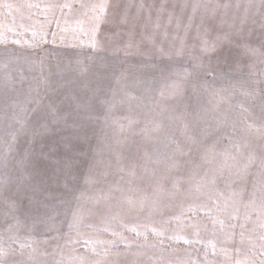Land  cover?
I'll return each mask as SVG.
<instances>
[{
    "label": "rangeland",
    "instance_id": "1",
    "mask_svg": "<svg viewBox=\"0 0 264 264\" xmlns=\"http://www.w3.org/2000/svg\"><path fill=\"white\" fill-rule=\"evenodd\" d=\"M6 2L25 5L12 15L0 10V24L8 36V42L0 44V181L5 182L0 183L4 193L0 195V247L7 252L6 264H78V257L101 260V264L259 260L264 243L260 240L264 235V170L259 167L264 158V48L259 39L264 8L260 0H111L121 9L109 10L108 27L118 26L123 34L117 37L119 50L109 41L100 52L81 43L87 42L88 36L79 30L87 32L90 24L78 4L72 13L68 9L45 13L46 4L65 0ZM142 3L153 5L150 16L147 7L140 10ZM225 3L230 5L227 10L216 8ZM27 4L40 7L28 8ZM126 6L127 24H120V15L113 12H122ZM9 27H14L17 35L7 32ZM32 31L37 32L36 38ZM225 31L233 33L232 43L201 53V38L215 41ZM129 33L134 43L145 34L154 36L170 58L160 55L147 41L140 47L150 51L151 58L135 54V48L131 50L134 54L125 55ZM40 35L46 42L40 41ZM13 39L21 43L14 44ZM31 43L37 46L30 47ZM73 43L77 46L70 47ZM182 44L186 54L178 57L175 53ZM188 53L203 60V66L192 75L184 72L192 70ZM50 102L72 113L78 103L86 104L80 115L91 119L80 130V135H87V142L81 145L83 154L65 148V141L75 135L70 127L50 124V130L34 141L30 134L20 132L17 121L30 133L39 126V116ZM225 117L226 123L218 128L217 122ZM13 133H17L15 143ZM9 147L13 149L10 154ZM225 152L237 158L229 164L239 168L250 154L255 155L256 163L230 179V171L235 173L236 168H226L224 178L201 193L175 198L165 195L164 207L150 218L128 211L125 205L120 218L113 220L119 210L109 212L101 199L110 193L136 200L150 195L157 183L171 189L174 177L181 178V190L186 192L190 185L201 182L210 168L219 167ZM214 154L216 159L209 164L205 157L211 159ZM25 156L27 167L22 169L18 162ZM93 164L91 175L97 182L88 185L85 178ZM69 171L77 193H85L83 207L91 210L85 212L79 233L70 229L75 201L64 195ZM24 175H30V183L41 190L34 194L27 191L29 181L22 179ZM116 187L122 191H115ZM12 202L14 207L9 206ZM53 210L55 218L49 219ZM122 224L148 232L147 240L125 231ZM105 228L122 232L132 248L126 250L121 245L110 249L107 256L93 255V244L85 241L115 239L119 243ZM151 228L163 229L164 236L156 237ZM173 235H182L192 243H177L170 239ZM95 247L102 251L106 245Z\"/></svg>",
    "mask_w": 264,
    "mask_h": 264
},
{
    "label": "snow or ice",
    "instance_id": "2",
    "mask_svg": "<svg viewBox=\"0 0 264 264\" xmlns=\"http://www.w3.org/2000/svg\"><path fill=\"white\" fill-rule=\"evenodd\" d=\"M79 5L80 14L86 18L88 23L90 24V28L87 32L83 28H81L79 31L81 33H84L88 36V41L84 42L81 41V43H86V46L90 49H92L93 52H100L104 50L105 43L111 42L114 45L117 46L116 50H119L118 45L121 43L120 40L117 39V37H120L123 33L119 29L118 26L108 27L109 24V10H120L121 5L119 3L113 4L111 0H91V2H84V0H65L62 4H56V3H49L44 6V12H54L55 10L59 9L61 13H63L64 9H68L69 13H72L75 10V5ZM260 6L264 8V0H260ZM25 7V5H18L10 2H6V0H0V10H7L8 15H12L13 12H20L21 8ZM26 7L28 8H38L40 7L39 4H27ZM127 7L126 6L122 12L114 11L113 15H120V24H127ZM147 7L149 11V16L151 15V7L153 5L146 6L145 4H140L139 8L140 10H144ZM165 5L160 6V11L162 12L164 10ZM184 7H187V5H184ZM230 7L228 3L225 4H217L216 8H223L227 10ZM239 7V4H237V8ZM0 15H3V11H0ZM159 19V17H158ZM169 23H171V17L169 18ZM59 26V25H58ZM159 25L157 24V27ZM179 27V24L177 25ZM191 27V22L187 26V28ZM230 28H234V25L229 26ZM186 28V31H187ZM27 31V30H26ZM7 32H12L13 35H17L14 27H9L7 29ZM111 32V35H106V33ZM37 32L32 31V37H37ZM55 37V34H53ZM129 38L124 46V52L125 55H131L134 54L131 50L133 48L136 49L135 54L144 55L147 58H151V52L150 51H142L140 45L147 41L148 44L152 45L153 48H155L160 55L162 56H169L170 54L165 52L164 48L156 43V40L154 36L145 34L142 38V40L138 43H134L132 39V34H128ZM64 37H61V40H63ZM233 39V33L231 31H225L221 34L217 35L215 41H209L206 38H201L200 43V51L202 54H207L209 52L215 51L218 47L222 46L225 43H232ZM261 41V48H264V14H262L261 24H260V37ZM40 41L46 42V37L44 35H40ZM8 42V36L6 34V31L4 30L3 24H0V44H6ZM12 43L14 44H20V40L13 39ZM27 43V41H26ZM30 47H36L37 45L35 43L29 44ZM70 47H76L77 45L75 43L69 45ZM250 51H256L257 49H249ZM178 57L185 56V47L181 46V48L175 53ZM188 55L191 57V66L192 70L184 69V72L187 75H192L196 69H199L203 66V60L201 56H196L192 53H188ZM91 58V57H89ZM77 63H80V61H77ZM44 83H47V81H44ZM103 103V101H102ZM37 107L39 108V102L37 101ZM86 108V104H80L78 103L76 106V112H65L59 109L54 103L50 102L47 106L46 111L39 116L38 119V127H34L31 129L30 133L26 130V127L23 122L17 121L18 123H21L20 132L25 134H30L33 141L36 139V137H42L50 130V124L52 125H64L66 127H70L74 130L75 135L74 137H70L65 141V148L69 151H75L79 154H83L81 151V145L83 143L87 142V135H80V130L85 127V123L88 119H91L90 116L88 117H81L80 112ZM22 112H26L27 108H22ZM35 111V109L33 110ZM227 118L225 117L224 121H218L217 126L218 128L223 127L226 123ZM71 121V123H69ZM84 121L80 123L79 128L76 127L77 122ZM249 127H252L249 125ZM226 139H231L230 137L225 136ZM189 140L192 143H195V139L193 137H189ZM12 141L15 143L17 141V133L12 134ZM74 141H78L74 142ZM239 148V146H237ZM12 148L9 147L7 152L10 154L12 152ZM178 151H182L178 146ZM27 159V156H25V159H22L18 162L19 166L22 169H25L27 165L25 164V160ZM216 157L215 154L209 159L208 157H205V160L212 164L215 161ZM235 156H230L227 152L223 154V161L220 163L219 167H212L208 170V172L205 173V178L197 183L196 185H190L189 188L186 190V192H182L181 190V178L180 177H174L173 183L171 186V189H165L163 183H157L153 186V192L150 195H143L140 198L133 200L131 198H125V197H116L112 196L110 193L108 195H105L104 197H101L107 205L109 212L115 211L112 215L113 220H118L120 218V211L123 210V207L126 205L128 211L135 212V213H145L148 218L151 217L153 212L161 211L164 207L163 199L165 195H167L170 198H175L178 195H192L193 192L195 193H201L205 188H207L209 185L215 186L217 183L218 178H224V171L226 168L232 169L236 168L235 173H232L230 171L228 179L231 178L233 174L239 176L243 172H246L248 167L254 163H256V157L254 154H250L246 159L247 163H245L242 168H239L236 166L235 163L229 164V160L236 161ZM7 166V161H5V167ZM95 165L89 166V175L85 178V184L91 185L96 183V179L93 175H91V172ZM173 167H175V164H173ZM259 167L261 170H264V158H261L259 160ZM211 173V175H209ZM264 174V172H262ZM135 175V173H133ZM71 172L69 171L68 174L65 176V183L63 185L64 187V195L66 197H71L75 201V207L72 210V222L70 224V229L75 230L77 233H79L80 228L83 227V220L84 215L86 211H91L90 209L86 210L83 207L82 202L85 199V193L84 191H79L77 193V190L75 186L71 182ZM24 181H29V183L25 186L26 190L29 192H32L33 194L37 191H40L41 189L38 188V186L32 185L30 183V175H24L22 177ZM0 183H5L3 181H0ZM115 191H122L119 187L115 188ZM262 195H264V186H262L261 189ZM3 190H0V195H3ZM223 194L221 193V196ZM233 196L236 195V193H232ZM92 199V198H89ZM7 202V201H6ZM65 201H62V203ZM217 204H219V201H217ZM10 207H14L15 203L12 202L9 204ZM207 215H211V213H206ZM264 215V213H262ZM55 218V210H53V215L49 217V219ZM246 219H248L246 217ZM221 225L223 222H220ZM88 227H91V225H87ZM125 231L134 233L137 237L143 236L145 240L148 238V232H141L137 226L134 225H127L122 224L121 225ZM143 227H147V225H141ZM261 228L264 229V221L261 222ZM104 231H108L109 234L112 237L118 238L119 243L114 240L110 241H85V243L93 244V247H91L90 251L93 253V255L97 257L107 256L109 253V250L112 248L119 249L121 245H123L124 249H131L132 244L127 241V239L124 237L122 232H118L115 230L109 231V229L105 228ZM151 233L155 235L156 237H163L164 236V230L163 229H156L151 228ZM198 235V233H197ZM241 236H243V232L241 233ZM170 239L176 241L177 243L180 241H183L184 244H191L192 241L188 238L182 236V235H173L170 237ZM260 240L264 242V235L260 236ZM199 242V241H197ZM243 242V241H242ZM162 243V241H161ZM96 244L100 245H106V247L103 248L102 251H98L95 247ZM23 247V245H22ZM7 255V252L3 247H0V264H6V261L4 260V257ZM253 257H255L257 254L255 252L252 253ZM259 256L261 257L259 260L256 259H245V260H237L235 261V264H264V243L261 244L260 247V253ZM78 264H101V260H93L89 261L85 257H78L76 258ZM135 264V262H133ZM192 264H195L193 261Z\"/></svg>",
    "mask_w": 264,
    "mask_h": 264
}]
</instances>
